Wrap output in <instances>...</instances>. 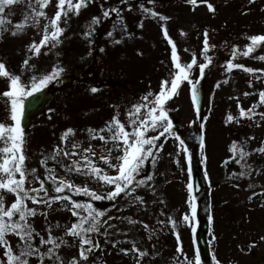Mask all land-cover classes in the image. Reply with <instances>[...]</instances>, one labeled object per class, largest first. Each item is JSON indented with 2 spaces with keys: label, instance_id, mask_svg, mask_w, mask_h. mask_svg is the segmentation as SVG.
Masks as SVG:
<instances>
[{
  "label": "rangeland",
  "instance_id": "rangeland-1",
  "mask_svg": "<svg viewBox=\"0 0 264 264\" xmlns=\"http://www.w3.org/2000/svg\"><path fill=\"white\" fill-rule=\"evenodd\" d=\"M208 2L214 6V11L199 0L196 5L187 0H176V4L179 3L177 6L171 5L168 0H88L79 15L70 13L66 25L62 21L61 26L66 27L61 36L62 43L50 50L48 47L42 48L39 56L29 52L28 46L33 40L37 43L40 41L43 27L48 21L41 19L39 27L28 26L25 31L12 35L15 25L22 22L28 12L27 0H21L8 10L11 15L6 14V20L10 23L6 24L8 31L0 39V61L11 72L21 75L22 82L28 84L34 75L40 77L57 65L65 69L58 82L48 84V87L53 88L52 101L32 119L31 128L24 131L28 156L26 164L30 168L35 167L40 177L37 180L29 176L28 187L39 188L43 180L45 187L51 189V181L40 160L52 154L57 145L71 152L72 144L77 142L81 148L75 151L80 152L82 148L92 145L97 153L93 159L109 174H115V169L108 168L104 161L99 160L102 153L107 154L106 149L113 148L112 143L105 144L99 138L92 139L88 129L97 130L99 136V129L105 128L102 134L109 136L106 125L118 113V118L131 130L128 111L149 93L153 94L149 100H153L162 81L172 78L176 69L171 57V45L163 35V27H167L169 36L176 43L182 64L190 63L194 57L197 60V65L190 73V80L196 82L198 90L196 101L192 98L191 83L184 81L178 94L166 102L165 107L175 132L160 137L157 144L163 147L162 150H155V165L149 158L138 177L146 179L152 176L151 181H146L131 195L121 193L114 201H92L88 196L68 192L61 194L93 203L106 212L104 219L115 217L108 220V224L115 227L108 229L107 240H119L121 243L113 247L111 242L105 243L103 235H96L101 249L94 250L87 264H136L138 253L125 254L120 251L131 249V241L148 253L140 264H264V239H261L264 237V153L257 151L264 147V119L259 115L264 112V105L256 108L257 115L252 119L239 117V106L248 109L258 104L259 92L264 90V60L257 58L264 55V48H258L248 57L238 55L234 58L232 55L237 49L241 53L246 50L250 43L249 37L263 31L256 29L257 32L253 33L256 27L264 28V0ZM56 3L57 0H51L45 9L49 17L57 10ZM111 9H119V15L110 11L109 16L104 17V11ZM152 12L169 19L161 20L160 15L153 16ZM94 17L100 18L99 23L92 24ZM89 25L94 31L86 37L84 34ZM231 29L243 32L225 38L224 35ZM205 31L209 41L206 55L211 64L201 78L198 66L208 62L204 52ZM29 57V66H23V61ZM230 61L260 71L248 73L243 69H233L229 72L227 64ZM31 65H35V68ZM170 66L172 71L169 70ZM139 67L145 73L142 81L146 82V87L138 93L125 91L135 75H139ZM67 78L70 79L69 84L60 82ZM8 84L6 78H0V93L8 89ZM93 87H101L102 91H99L105 94L100 102L90 98L97 95L91 92ZM245 92L250 95L245 96ZM6 100L0 96V122L11 123L10 102L6 104ZM142 111L146 112L147 109ZM229 114L237 119L226 122ZM190 125L203 134L198 156L207 183L206 195L197 205L195 218L191 217L192 199L187 187V166L192 147L185 142L180 144ZM69 128L74 130V134L69 133L65 142L61 137ZM159 131L162 129L150 130L149 135H158ZM234 142L238 149L243 148L248 153L243 159L239 151L232 150ZM119 154L113 148L114 163V158ZM72 159H79V156L70 158L61 154L55 161L49 160L47 167L54 168L57 176H63L77 185H87L99 194L111 190L112 186L94 177L67 172L62 165H70ZM49 195L57 193L50 191ZM136 196L142 197L143 203L136 201ZM14 198V194H7L9 203ZM66 203L55 202L51 210L45 205L30 203V206L38 208V215L31 218L36 230L47 238V230L51 226L55 236L63 237L66 228L77 220L71 211L63 207ZM39 212H48L47 218ZM185 214L190 217L188 221L183 219ZM126 217L143 223L129 224ZM169 217L176 221L174 228ZM201 219L209 223L207 240L211 257L207 262L197 261L198 248L193 241ZM57 224L60 227H56ZM143 224L149 227L145 229ZM36 239L38 243L39 237ZM65 239L71 246H62L60 253L67 264L70 258L78 257L79 241L71 236ZM9 240L15 246L18 237L9 236ZM31 264H37L36 258L31 259ZM81 264L84 262L81 261Z\"/></svg>",
  "mask_w": 264,
  "mask_h": 264
},
{
  "label": "snow or ice",
  "instance_id": "snow-or-ice-1",
  "mask_svg": "<svg viewBox=\"0 0 264 264\" xmlns=\"http://www.w3.org/2000/svg\"><path fill=\"white\" fill-rule=\"evenodd\" d=\"M20 2L21 0H0V39L3 38V33L8 31L6 24L10 23V21L6 20V14L11 15V12L8 10ZM87 2L88 0H75V2L74 0H57L55 5L57 10L49 17L45 9L50 5L51 0H27L26 7L28 12L25 14L23 21L15 25L12 35L25 31L28 26L39 27L41 19L47 20L48 23L43 27L40 41L37 43L33 40L28 46L29 52L39 56L42 48L48 47L50 50L62 43L61 36L66 31V27L61 26L62 21L66 25L68 19H70L69 14L74 13L79 15L81 8L87 6ZM187 2L196 5L198 0H187ZM199 2L207 3L209 10H215L208 0H199ZM250 2H254V0H250ZM110 11H115L119 15V9H111L104 11L103 16L108 17ZM145 11L149 10L146 9ZM151 14L153 16L160 15L155 12ZM160 19L167 21L169 17L160 15ZM99 20V17H94L92 24L99 23ZM140 26L143 27V23ZM93 31L94 28L92 25H89V29L84 35L86 37L91 36ZM108 35L111 36L112 33L109 32ZM163 35L171 45V57L176 71L172 74L170 80L165 79L162 81L161 88L155 94L153 100H149V96L153 95L149 93L141 98L142 102L134 104L128 111V123L131 125V130L118 118V113L106 125V130L110 133L109 136L102 134L105 132V128L99 129V136H97V130L88 129L92 139L99 138L105 144L111 142L113 148L120 152L114 158L115 163L112 156L113 148L106 149L107 154L102 153L99 156V160L104 161L108 168L115 169V174H109L93 159V157L97 156V153L94 151L92 145L82 148L80 152L75 151V149L81 148L78 142L72 144L73 151L71 152L61 149L57 145L52 154L44 156L39 162L45 166L47 177L51 181V189L45 187L43 180L40 181L39 188L27 186L29 176L37 180L40 177L37 175L35 167L30 168L26 164L28 156L25 132L22 127L24 100L47 87L49 83L53 81L58 82L65 69L57 65L51 72L43 74L40 77L34 75L31 77L30 82L25 84L22 82L21 75L11 72L6 64L0 61V78H6L9 81L8 89L0 93V96L7 98L6 104L10 102L9 113L11 120V123L0 122V249H2V252H0V264H31L32 258H36L37 264H65V259L61 255L60 249L62 246H71L65 239L66 236H71L79 241L78 257L74 256L70 258L67 264H81V261L87 264L94 250L101 249L99 240L95 239L96 235H103L105 243L111 242L113 247L121 243L119 240L114 242L107 240L109 236L108 229L115 227V225L108 224V220L115 219V217L108 216L107 219H104L106 212L95 207L93 203L78 201L73 199L72 195L61 194L68 192L77 196H88L92 201H114L120 197L121 193L126 196L131 195L139 186L153 179L152 176H147L146 179H138V177L149 158H152V163L155 165L157 155L155 150L158 148L162 150L163 147V145L157 144L160 137L164 136L165 133L173 135L175 132L172 120L169 118L168 110L165 107L166 102L172 96L178 94V89L184 81H188L192 85V98L194 102L198 95L196 82L190 80V73L193 67L197 65L196 58L194 57L190 63L182 64L177 52V45L169 36L167 27H163ZM204 35V52L208 62L199 64L198 66L201 78L204 77L205 70L211 64V60L206 55L209 49L207 31H205ZM249 39L250 43L247 45L246 50L242 53L239 49L233 52L234 58L238 55L248 57L255 53L258 48H264V34L251 35ZM257 58L264 60V55H260ZM30 59L31 57L25 59L23 66L28 67ZM31 67L35 68V65H31ZM233 69H243L248 73L260 71L251 67H245L241 63L230 61L227 64V70L230 72ZM217 87H219V84H217ZM97 91L96 88H91V92L95 93ZM244 95L248 96L250 93L245 92ZM260 105H264V90L259 92L258 104H253L248 109L239 106V117L254 118L257 115L255 110ZM143 109H147V111L144 112L142 111ZM259 115L261 119H264V112L259 113ZM234 119L237 118L229 114L226 122H231ZM158 129H162L158 135H149L150 130L156 131ZM69 133L74 134V130L71 128L67 129L61 139L66 142ZM180 144L183 145L184 141L180 140ZM232 150L239 151L241 159L248 155V153L244 152L243 148L238 149L235 142L232 145ZM257 151L264 153V147L258 148ZM61 154L64 157L70 158L79 156V159H72L70 165H62L67 172L74 171L85 177H94L98 181L112 186L111 190L106 194H99L87 185H77L63 176H57L55 169L48 168L47 163L49 160L55 161ZM241 175H247V173H241ZM187 187L189 192H191L193 185L188 184ZM50 191H54L57 195L50 196ZM41 193H43V196H41ZM7 194H14L15 197L10 203L7 201ZM135 200L143 203V198L140 196H136ZM58 201H67L68 203L64 204L63 207L71 211L77 220L71 223L70 227L66 228L63 237L55 236L52 232V227L49 226L46 238L45 235L36 230L31 221V218L38 215V208L30 206V203L33 205H45L47 209L51 210L52 204ZM39 214L45 216V218L48 216V212H39ZM196 215L197 205L192 202L191 217L195 218ZM125 219L128 220L129 224L143 223L142 221H135L131 217H126ZM183 219L188 221L190 217L188 214H185ZM169 222L173 228L176 226V221L171 217H169ZM159 223L163 224L164 221H160ZM143 226L145 229L149 227L147 224H143ZM56 227H60V225L57 224ZM101 229H104V231L101 232ZM9 236L18 237L15 246L9 240ZM37 237H39L38 243ZM177 239H179V234H177ZM261 239H264V237H261ZM131 243V249H120V251L125 254L129 252L138 253L139 259L136 260V264H140L141 259L148 253L138 248L135 241H131ZM45 246L47 247L45 248ZM198 260L199 256H197Z\"/></svg>",
  "mask_w": 264,
  "mask_h": 264
},
{
  "label": "water",
  "instance_id": "water-1",
  "mask_svg": "<svg viewBox=\"0 0 264 264\" xmlns=\"http://www.w3.org/2000/svg\"><path fill=\"white\" fill-rule=\"evenodd\" d=\"M64 82H69L68 80H64ZM50 95L48 94V90L44 89L42 91L37 92L31 97L27 98L24 101V115L22 118V127L23 129H27L30 127V119L32 116L37 114L40 110L44 108V106L50 100ZM184 140L194 146L195 151L192 156V165L190 169V178L191 183L193 185V197L196 202H199L204 194V179L199 170V162L197 159V149L201 144V134L193 133L192 128L189 129L188 133L184 135ZM205 233H206V224L201 222L200 229L197 235L198 242L200 244V248L202 251L203 259H207L209 256L208 247L205 241Z\"/></svg>",
  "mask_w": 264,
  "mask_h": 264
},
{
  "label": "trees",
  "instance_id": "trees-1",
  "mask_svg": "<svg viewBox=\"0 0 264 264\" xmlns=\"http://www.w3.org/2000/svg\"><path fill=\"white\" fill-rule=\"evenodd\" d=\"M170 3H171V5H173V6H177L178 4H176V0H168ZM174 8V7H173Z\"/></svg>",
  "mask_w": 264,
  "mask_h": 264
}]
</instances>
